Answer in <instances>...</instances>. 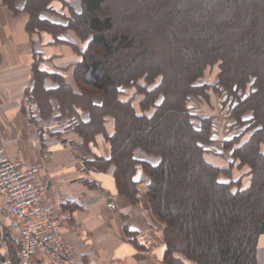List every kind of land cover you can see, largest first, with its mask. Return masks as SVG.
<instances>
[{
	"label": "trees",
	"instance_id": "1",
	"mask_svg": "<svg viewBox=\"0 0 264 264\" xmlns=\"http://www.w3.org/2000/svg\"><path fill=\"white\" fill-rule=\"evenodd\" d=\"M1 1L14 16H28L30 36L57 45L72 32L85 45L82 51L73 46L75 85L43 71V55L35 53L28 102L36 126L54 120L60 131L52 136L72 132L88 152L105 139L109 158L90 155L87 167L98 173L112 168L118 195L132 205L146 187L153 217L164 226L162 264H259L264 0H80V12L63 3L62 23L43 16L54 14L55 0ZM208 69L216 71L210 85L203 81ZM209 92L223 100L230 131H241L224 144L232 151L227 167L207 159L213 118L196 116L188 106L191 99L208 102ZM138 150L158 162L138 160ZM246 167V188L221 181Z\"/></svg>",
	"mask_w": 264,
	"mask_h": 264
},
{
	"label": "crops",
	"instance_id": "2",
	"mask_svg": "<svg viewBox=\"0 0 264 264\" xmlns=\"http://www.w3.org/2000/svg\"><path fill=\"white\" fill-rule=\"evenodd\" d=\"M76 11H81L80 0ZM27 20L26 14L14 16L0 0V147L11 158L23 159L41 168L46 186L44 205L60 221L77 264H162L164 226L153 217L146 187L141 186L139 202L132 205L118 195L112 168L98 173L87 167L86 162L92 159L90 155L109 158L110 147L105 139L98 138L97 145L91 146L88 152L80 147L81 140L72 132L63 134L61 140L52 136L60 131L54 120L38 121V126L30 121L31 117L36 120V109H27L25 99L32 89L35 53L43 55L40 63L43 71L62 74L75 85L73 71L79 55L73 46L82 51L85 45L72 32L62 35L65 43L47 44L26 32ZM52 84L49 82L47 86ZM214 100V110L210 109L212 117L221 115L217 112L219 105L225 117L221 123L225 131L223 139L221 127L214 124L215 144V139L227 141L231 123L221 101L217 97ZM106 127L108 134H112L111 120ZM247 140L245 136L243 142ZM214 144L207 147L210 152H214ZM215 154L221 157L207 155L208 161L215 165L227 167L232 161V151H226L224 146L217 148ZM136 158L158 162L141 150L136 152ZM235 171L231 174L233 179L237 176ZM226 175H221V181H229ZM1 213L0 207V217Z\"/></svg>",
	"mask_w": 264,
	"mask_h": 264
},
{
	"label": "built area",
	"instance_id": "3",
	"mask_svg": "<svg viewBox=\"0 0 264 264\" xmlns=\"http://www.w3.org/2000/svg\"><path fill=\"white\" fill-rule=\"evenodd\" d=\"M45 197L41 168L11 158L0 147V207L18 236V264H77L60 221L44 205ZM6 259L3 254L0 264H6Z\"/></svg>",
	"mask_w": 264,
	"mask_h": 264
},
{
	"label": "rangeland",
	"instance_id": "4",
	"mask_svg": "<svg viewBox=\"0 0 264 264\" xmlns=\"http://www.w3.org/2000/svg\"><path fill=\"white\" fill-rule=\"evenodd\" d=\"M64 2H66L69 6H71L75 11L76 8L79 6V0H55V2L53 3V13H45L43 16L52 21V22H63L64 18L62 15H65L68 13V10L66 9V7L64 6ZM23 3L20 4V6L22 7ZM215 78H216V71L212 70V69H208L206 74H205V79L203 80L205 84L210 85L213 82H215ZM203 83V82H202ZM30 92L26 94V107L27 109H32L31 104L28 102V95H30ZM210 93V100L207 102L205 100H199V99H191L189 102V109L191 110L192 114L199 116L200 111H201V115L199 117L201 118H213V128L215 127L214 124H217V127H221L220 131H221V139H223V130L224 128V124L222 125V121H223V117L222 116V110L221 107L219 105V108H217V112H219L221 115L218 116V118L212 117L211 115V108L214 110L213 105L216 103V100H214L216 97L221 101L220 103L222 104L223 100L216 96L213 92H209ZM31 106V107H30ZM212 110V112L215 114V112ZM199 113V114H198ZM210 114V115H209ZM219 119V120H218ZM218 120V121H217ZM227 120V118H226ZM30 121L36 125V120L33 119L32 117L30 118ZM217 121V122H216ZM228 121H230V123L232 124V121L230 119H228ZM38 129L41 127H37ZM70 133V132H69ZM214 133V132H213ZM241 133V131H237L233 129V131H228V135L229 137L227 138V141H230L233 137L238 136ZM59 137V136H58ZM63 137V135H61L59 137V140H61ZM213 139V137H212ZM225 141V142H227ZM225 142L223 140L220 139H215V148H214V152L213 151H208L207 155H213L214 157H221L218 154H215V151H217V148L221 149L223 148ZM224 143V144H223ZM211 144V145H212ZM247 168V167H246ZM246 168H242L239 169L237 171H235V175L236 178L233 179V177H231L232 172L230 174H227L226 177L228 178L229 181H233V182H239L241 183V185H243L244 188H246L249 183H250V175L248 173V170L246 171ZM248 169V168H247ZM235 180V181H234ZM237 188V187H236ZM235 188V189H236ZM0 246L2 245V255L5 254L7 256L8 262L11 264V262L13 264H18L19 261V241H18V236L14 233V229L12 227V224L9 220V218L6 217L5 214L1 213V217H0ZM7 250V252L5 251ZM15 253V257H12L10 254ZM12 259V260H11ZM259 264H264V236L262 237V243H261V248L259 249Z\"/></svg>",
	"mask_w": 264,
	"mask_h": 264
}]
</instances>
